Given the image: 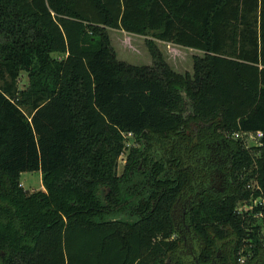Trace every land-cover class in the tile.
<instances>
[{"label": "trees", "instance_id": "trees-1", "mask_svg": "<svg viewBox=\"0 0 264 264\" xmlns=\"http://www.w3.org/2000/svg\"><path fill=\"white\" fill-rule=\"evenodd\" d=\"M109 28L146 36L153 64L119 60ZM157 40L200 51L193 73ZM210 130L236 185L191 213L199 261L231 237L238 264L262 260L264 0H0V264H195L174 204ZM35 171L44 191L20 182Z\"/></svg>", "mask_w": 264, "mask_h": 264}, {"label": "flooded vegetation", "instance_id": "flooded-vegetation-1", "mask_svg": "<svg viewBox=\"0 0 264 264\" xmlns=\"http://www.w3.org/2000/svg\"><path fill=\"white\" fill-rule=\"evenodd\" d=\"M193 128L195 130L196 127ZM196 129L200 132L199 127ZM199 132L197 133L198 137H196V132L194 133V140L195 142L200 140L204 145L201 150L202 156L198 159L201 164L198 168H189L190 177L188 184L176 198L173 213L175 228L183 242V248L178 253L190 258L195 264H203L199 261V258L205 243L191 226L190 216L192 211L204 201L206 195H224L230 193L233 189L232 187L236 185L231 169L232 153L235 151L236 145L231 140L226 141L217 137L211 130L202 131L200 134ZM218 138L225 142H221ZM191 146L194 147V143ZM192 155L193 153L190 152L189 157ZM186 166L190 167L191 164L187 163ZM130 173L133 179L137 180L133 170ZM166 175L178 176L176 169H168L160 176ZM173 178L178 181V177ZM232 241L233 237L227 240L228 248L226 251L222 250L223 242H220L215 256L206 264H238L234 250L235 244ZM240 264H264V258L262 257V260H243Z\"/></svg>", "mask_w": 264, "mask_h": 264}, {"label": "rangeland", "instance_id": "rangeland-1", "mask_svg": "<svg viewBox=\"0 0 264 264\" xmlns=\"http://www.w3.org/2000/svg\"><path fill=\"white\" fill-rule=\"evenodd\" d=\"M108 33L111 37L112 44L116 50L117 57L121 61L133 65H152L153 59L146 46V36H140L135 34H129L123 30L108 29ZM157 45L164 54L165 59L169 62L171 67L182 74L187 72L193 73L194 57L196 55H202L198 50L192 48H184L171 43H166L157 40ZM28 83V76L26 72H23V78L21 82L22 88ZM247 143L250 145L252 140L246 138ZM134 144L129 143L131 148ZM127 154L120 157L118 172L121 174L124 170V165L126 163ZM22 186L28 191H44L45 187L42 181L41 172H25L22 173L21 180ZM247 203H238L236 210L239 213L246 212L248 209L246 207ZM254 207V204L249 205V208ZM248 209V210H247Z\"/></svg>", "mask_w": 264, "mask_h": 264}, {"label": "built area", "instance_id": "built-area-1", "mask_svg": "<svg viewBox=\"0 0 264 264\" xmlns=\"http://www.w3.org/2000/svg\"><path fill=\"white\" fill-rule=\"evenodd\" d=\"M263 136V132H261V131H259V132H257V133H248L247 134V136L246 137H248V139L250 138V140H252V142H254V143H256V144H259L260 143V138ZM251 185H249V187H250ZM252 188L254 189V190H259L260 189V187L258 186V185H252ZM260 201H262V199H261V197H257L253 202L254 203H251V204H254L255 206H257L258 204H259V202ZM249 205H250V203H247L246 204V207L248 208V209H253V206L251 207V208H249ZM247 209V210H248ZM243 260H244V258L242 257L241 259H240V261H242L243 262Z\"/></svg>", "mask_w": 264, "mask_h": 264}]
</instances>
